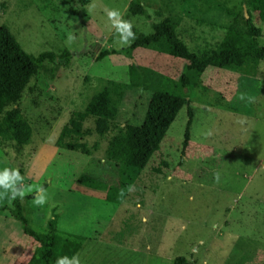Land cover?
<instances>
[{
	"label": "rangeland",
	"instance_id": "rangeland-1",
	"mask_svg": "<svg viewBox=\"0 0 264 264\" xmlns=\"http://www.w3.org/2000/svg\"><path fill=\"white\" fill-rule=\"evenodd\" d=\"M142 1L150 19L129 13L132 0H0V26L25 50L73 54L69 63L46 60L18 102L33 136L23 147L0 144V205L13 206L19 182L25 216L40 237L56 218L55 264H173L180 255L191 264H264V60L256 68L189 71L186 90L187 61L155 47L96 59L168 16L201 53L230 29L253 35L249 11L264 45V0ZM106 87L122 92L108 135L86 138L98 150L59 146L74 111ZM154 90L191 101L186 155L184 106L140 172L107 160L110 138L142 122ZM0 264H44L41 244L9 209L0 210Z\"/></svg>",
	"mask_w": 264,
	"mask_h": 264
},
{
	"label": "trees",
	"instance_id": "trees-1",
	"mask_svg": "<svg viewBox=\"0 0 264 264\" xmlns=\"http://www.w3.org/2000/svg\"><path fill=\"white\" fill-rule=\"evenodd\" d=\"M87 3L88 0H80ZM213 1V0H209ZM132 15H144L151 18L142 0H132L128 7ZM248 16L250 14L247 11ZM246 22L253 32L248 35L242 31L230 29L217 47L206 49L198 53L191 50L180 38L173 19L168 16L158 22H153V32L140 34L134 42L121 49H101L97 60L112 54L132 55L139 47H155L157 50L173 57L187 61L186 70L180 76L182 86L187 90L190 76L187 72H205L209 67L243 69L256 68L264 60V45L260 43L261 29L255 25L251 16ZM94 54V52L92 51ZM72 52L57 54L53 51H43L34 54L23 48L16 35L6 24L0 26V144L13 141L23 147L33 136V127L18 106L23 92L34 75L42 69L46 60L56 63H69ZM134 66V65H133ZM122 90L109 87L95 93L85 110H77L62 128L57 144L68 150L79 151L85 155H92L98 150V142L90 147L86 138L96 132L105 137L110 131V122L117 113V102L120 101ZM186 106L188 121L184 132L181 155H186L191 136V125L194 110L187 96L176 95L160 90L151 93L147 108L140 124H126L114 134L106 149L107 160L117 165H125L129 169L140 172L147 166L158 145L167 134L180 110ZM94 119V127H87L88 119ZM21 171L16 173L18 176ZM22 186L15 184L13 206L0 205V210L9 209L22 223L23 232L34 242L41 244V258L44 264H55L54 251L56 247V218L48 221V232L43 239L25 216L23 205L19 197ZM173 264H191L186 256H176Z\"/></svg>",
	"mask_w": 264,
	"mask_h": 264
},
{
	"label": "water",
	"instance_id": "water-1",
	"mask_svg": "<svg viewBox=\"0 0 264 264\" xmlns=\"http://www.w3.org/2000/svg\"><path fill=\"white\" fill-rule=\"evenodd\" d=\"M245 14H246V17H249L247 11L245 12Z\"/></svg>",
	"mask_w": 264,
	"mask_h": 264
}]
</instances>
